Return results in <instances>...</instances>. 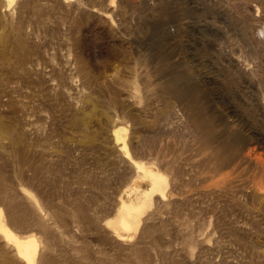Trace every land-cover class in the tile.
I'll return each instance as SVG.
<instances>
[{"label": "rangeland", "instance_id": "1", "mask_svg": "<svg viewBox=\"0 0 264 264\" xmlns=\"http://www.w3.org/2000/svg\"><path fill=\"white\" fill-rule=\"evenodd\" d=\"M117 129L167 179L124 239ZM0 210L38 264H264V0H0Z\"/></svg>", "mask_w": 264, "mask_h": 264}, {"label": "bare ground", "instance_id": "2", "mask_svg": "<svg viewBox=\"0 0 264 264\" xmlns=\"http://www.w3.org/2000/svg\"><path fill=\"white\" fill-rule=\"evenodd\" d=\"M12 1L9 0V2ZM119 131L117 129L114 133L116 139L121 142V149L124 152L123 156L134 167V176L130 183L122 189L116 213L113 218L107 221V224L118 238L124 239L125 235L129 236L130 231L135 233L138 230L142 216L151 206L153 197L159 196L164 199L167 179L158 169L153 168L154 166L148 165L149 163L146 164L144 161L141 162L142 160H135L127 148L124 135H120ZM141 182H146L147 187H142ZM0 233L5 241L14 247L16 255L26 264H38L39 241L37 238L34 235L22 237L16 234L6 224L1 210Z\"/></svg>", "mask_w": 264, "mask_h": 264}]
</instances>
